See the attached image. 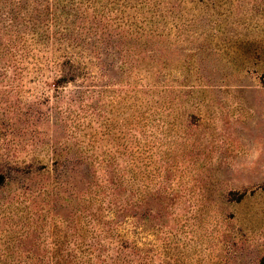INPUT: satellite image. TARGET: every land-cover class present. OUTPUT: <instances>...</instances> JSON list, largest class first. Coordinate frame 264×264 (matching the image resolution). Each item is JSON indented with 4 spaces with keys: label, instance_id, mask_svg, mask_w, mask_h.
Returning a JSON list of instances; mask_svg holds the SVG:
<instances>
[{
    "label": "rangeland",
    "instance_id": "374dc122",
    "mask_svg": "<svg viewBox=\"0 0 264 264\" xmlns=\"http://www.w3.org/2000/svg\"><path fill=\"white\" fill-rule=\"evenodd\" d=\"M0 264H264V0H0Z\"/></svg>",
    "mask_w": 264,
    "mask_h": 264
}]
</instances>
